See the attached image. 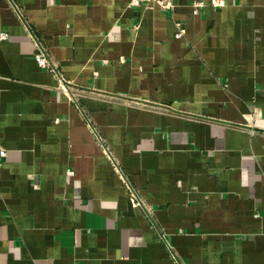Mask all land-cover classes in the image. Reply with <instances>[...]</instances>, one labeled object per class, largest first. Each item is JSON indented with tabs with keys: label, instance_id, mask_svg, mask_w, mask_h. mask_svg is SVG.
Wrapping results in <instances>:
<instances>
[{
	"label": "crops",
	"instance_id": "crops-1",
	"mask_svg": "<svg viewBox=\"0 0 264 264\" xmlns=\"http://www.w3.org/2000/svg\"><path fill=\"white\" fill-rule=\"evenodd\" d=\"M210 1L0 0V264H264V0Z\"/></svg>",
	"mask_w": 264,
	"mask_h": 264
},
{
	"label": "built area",
	"instance_id": "built-area-1",
	"mask_svg": "<svg viewBox=\"0 0 264 264\" xmlns=\"http://www.w3.org/2000/svg\"><path fill=\"white\" fill-rule=\"evenodd\" d=\"M149 4V3H155L158 6L164 8V9H170L173 6L172 0H130V4L132 6H138L140 4ZM209 5L212 8H220L224 5V2L222 0H211L209 2ZM205 4L200 1H195L192 3L193 13L197 14L199 9H201ZM15 11L19 12V9L14 6ZM184 34V30L181 27H178V32L176 33V37H182ZM33 42H34V53H33V59L38 65V67L42 69H46L50 73L54 74L55 77L58 78L59 83L62 87V91L67 96L69 101H73L75 97L69 92V88H67V82L63 79V77L56 71L55 66L52 63V60L50 59L46 49L42 46V44L38 41V39L33 36ZM7 34L5 32L0 33V41L6 40ZM70 93V94H69ZM5 150L0 147V158L5 157Z\"/></svg>",
	"mask_w": 264,
	"mask_h": 264
}]
</instances>
